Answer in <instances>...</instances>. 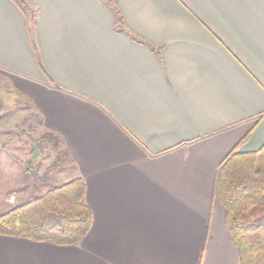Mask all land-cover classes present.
Wrapping results in <instances>:
<instances>
[{
  "label": "crops",
  "instance_id": "0c3cea01",
  "mask_svg": "<svg viewBox=\"0 0 264 264\" xmlns=\"http://www.w3.org/2000/svg\"><path fill=\"white\" fill-rule=\"evenodd\" d=\"M23 1L0 0V70L71 163L0 155V201L82 177L93 222L75 245L0 233V264H240L214 186L264 144V0H112L146 43L103 0Z\"/></svg>",
  "mask_w": 264,
  "mask_h": 264
},
{
  "label": "trees",
  "instance_id": "16d2710c",
  "mask_svg": "<svg viewBox=\"0 0 264 264\" xmlns=\"http://www.w3.org/2000/svg\"><path fill=\"white\" fill-rule=\"evenodd\" d=\"M16 1L26 8L23 0ZM103 1L115 10L123 31L146 43L126 28L112 0ZM250 133L238 145L246 142ZM51 138L57 148L59 138L54 134ZM238 145L226 155L217 170L214 194L225 209L226 225L239 252L240 264H264V144L259 150L250 152L238 151ZM58 167V162L53 163L44 176L48 177ZM29 174L43 178L35 171ZM85 198L86 183L82 177L51 187L39 197L0 214V233L61 245L79 244L93 222Z\"/></svg>",
  "mask_w": 264,
  "mask_h": 264
},
{
  "label": "rangeland",
  "instance_id": "374dc122",
  "mask_svg": "<svg viewBox=\"0 0 264 264\" xmlns=\"http://www.w3.org/2000/svg\"><path fill=\"white\" fill-rule=\"evenodd\" d=\"M11 80L9 74L0 70V155L3 156L5 167H9V156L12 153L13 158L17 157L19 164L24 167L38 165L40 174L56 162L59 163L56 171L61 172L63 167L70 165L69 158L55 148L54 139L51 138L53 133L43 128L40 115L26 97L13 87ZM28 182L29 187L38 185L49 188L47 183L35 178ZM14 186L9 182L2 183L0 199L5 194L8 197V191ZM9 206L8 200L0 201V212L6 211Z\"/></svg>",
  "mask_w": 264,
  "mask_h": 264
}]
</instances>
